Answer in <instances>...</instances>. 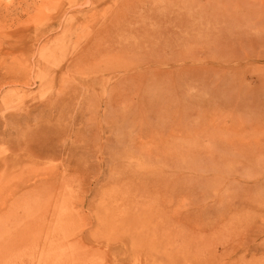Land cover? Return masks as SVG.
<instances>
[{
  "label": "rangeland",
  "instance_id": "1",
  "mask_svg": "<svg viewBox=\"0 0 264 264\" xmlns=\"http://www.w3.org/2000/svg\"><path fill=\"white\" fill-rule=\"evenodd\" d=\"M0 264H264V0H0Z\"/></svg>",
  "mask_w": 264,
  "mask_h": 264
}]
</instances>
